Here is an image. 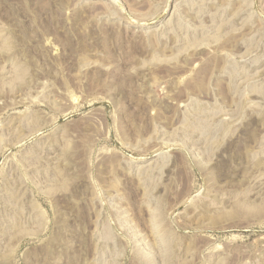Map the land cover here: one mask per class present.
<instances>
[{"label":"rangeland","instance_id":"rangeland-1","mask_svg":"<svg viewBox=\"0 0 264 264\" xmlns=\"http://www.w3.org/2000/svg\"><path fill=\"white\" fill-rule=\"evenodd\" d=\"M0 264H264V0H0Z\"/></svg>","mask_w":264,"mask_h":264}]
</instances>
